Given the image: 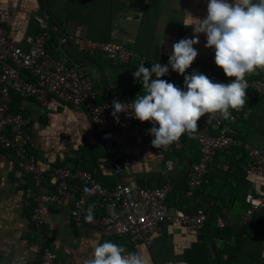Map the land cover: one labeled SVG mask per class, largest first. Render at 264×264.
Instances as JSON below:
<instances>
[{"label":"crops","instance_id":"0c3cea01","mask_svg":"<svg viewBox=\"0 0 264 264\" xmlns=\"http://www.w3.org/2000/svg\"><path fill=\"white\" fill-rule=\"evenodd\" d=\"M208 3L209 0H0V26L24 51L33 47L38 33L45 31L46 47L55 56L64 55L78 64L92 81L98 101L116 93L121 99L131 95L134 101L142 92V83L133 76L137 68L142 63L149 70L156 62L168 64L173 44L193 38V28L188 25L195 27L194 19L206 18ZM69 36L122 45L130 51V59L124 65L99 54L86 60L67 40ZM205 44L206 35L200 34L199 43L194 45L198 56L187 70L204 75L214 70L224 76L214 63V50ZM247 77L264 80V71ZM15 98L13 107L27 120V147L37 158L39 169L56 163L71 168L67 159L81 155L83 148L85 156L97 155L96 179L106 186L113 188L119 182L132 189L168 185L165 204L171 212L202 208L211 221L197 230L168 221L146 246L131 243L126 237L103 236L94 228L73 223L67 207L46 205L43 235H39L32 230L33 214L27 215L32 200L37 203L35 185L12 153L0 150V264H36L44 247L62 264H85L93 257L97 244L105 241L142 254L148 264H264V207L252 215L251 223L244 228L218 230L212 223L219 215L237 222L247 207V194L264 199V181L244 172L248 163L244 148L218 151L206 170V183L190 189L187 172L199 158L196 138L182 136L178 144L156 149L152 146L154 137L149 135L154 125L142 124L133 115H118L119 122L113 116L104 117L94 127L81 108L61 105L53 99L41 107L32 99ZM103 132H110L112 139L100 141L98 135ZM235 134L252 148H264V98L246 118L232 125V135ZM112 152L120 155L122 169L118 173L109 161Z\"/></svg>","mask_w":264,"mask_h":264},{"label":"built area","instance_id":"2783aa9c","mask_svg":"<svg viewBox=\"0 0 264 264\" xmlns=\"http://www.w3.org/2000/svg\"><path fill=\"white\" fill-rule=\"evenodd\" d=\"M53 31L57 32L56 27ZM67 40L73 43L77 54L86 58L99 54L106 60H116L124 65L131 56L130 51L116 43L94 42L72 36L67 37ZM46 41L47 34L41 31L34 39L33 47L24 51L12 42L9 31L0 26V150L10 151L23 173L29 175L35 185L37 204L32 215V230L43 235L46 205L67 207L73 223L94 228L103 236L126 237L131 243L146 246L152 243L153 235L168 221L190 230L208 224L210 217L202 208L191 211L173 209L171 212L165 204L170 189L168 185L132 189L119 182L110 188L83 170L64 165L49 166L43 170L37 167V158L27 151V120L21 113L9 110L13 95L32 99L41 107H46L49 100L53 99L61 105L81 108L94 127H98L104 117L112 116L113 101L129 105L126 113L118 115H132L130 104L133 102L131 95L124 99L112 96L102 103L98 102L99 95L90 78L73 59L61 54L51 56L46 50ZM22 72L27 74L23 75ZM191 74V71L186 70L185 75ZM205 75L214 83L231 82L214 70H209ZM164 79L184 88V77L170 68ZM246 79L247 102L254 95H264V80ZM232 116L233 119L224 120L217 114L211 119L205 116L198 121L196 142L199 158L187 172L190 189L200 188L206 183L205 173L216 153L231 147L245 149L248 158L243 168L245 174L264 181V148H252L241 138L232 135V125L246 118L247 113L233 112ZM98 137L104 142L112 139V134L103 132ZM119 160L118 152L110 154L109 161L115 173L122 169ZM85 187L91 190L90 193L84 192ZM245 202L247 207L237 222L219 215L212 221L215 228L223 230L248 226L252 215L264 207V199L247 194ZM89 205H94V219L90 223L85 220ZM36 264L62 263L48 247H44Z\"/></svg>","mask_w":264,"mask_h":264},{"label":"clouds","instance_id":"9594fccd","mask_svg":"<svg viewBox=\"0 0 264 264\" xmlns=\"http://www.w3.org/2000/svg\"><path fill=\"white\" fill-rule=\"evenodd\" d=\"M206 18L194 19L193 38L173 44L168 64L153 63L151 69L142 63L133 74L142 83V94L130 104L133 117L154 125L149 135L154 137L156 149L178 144L182 136L195 139L198 121L215 115L224 120L233 119L247 103V75L264 71V0H209ZM190 17V16H189ZM206 35V48L214 50V63L230 83H214L206 75L187 69L198 56L194 45L199 35ZM169 68L184 77L181 89L160 79ZM155 79H151L152 77ZM151 80V82H150ZM129 105L113 101L112 116L119 122V113H126ZM90 189L84 188L85 193ZM86 222L94 219V205L86 210ZM85 264H148L140 253L128 252L117 243H98L93 257Z\"/></svg>","mask_w":264,"mask_h":264},{"label":"trees","instance_id":"16d2710c","mask_svg":"<svg viewBox=\"0 0 264 264\" xmlns=\"http://www.w3.org/2000/svg\"><path fill=\"white\" fill-rule=\"evenodd\" d=\"M46 50H47V52L51 55V56H55V54L53 53V52H51L47 47H46ZM68 54H70V52H68ZM73 58H74V56H72ZM89 58H91V57H87L86 58V60H89ZM26 73V72H25ZM27 74V73H26ZM221 76H223V75H221ZM225 77V76H224ZM248 78V77H247ZM160 79H164V77L163 78H160ZM248 79H255V78H248ZM165 80V79H164ZM117 94V93H116ZM116 94H114V95H111L109 98H106V99H104V100H99L100 101V103H102V102H104V101H106V100H108V99H110L112 96H116L117 98H120V97H118ZM14 96V98L16 99V101L18 100H20L21 99V97H19L18 95H13ZM13 96H12V100H13ZM264 98V95H254L251 99H250V101L249 102H247L246 103V105H245V107H244V109L242 110V111H240V113H247V116H248V114H249V112H251V110L252 109H255V108H257L259 105H260V103L262 102V99ZM121 99V98H120ZM98 101V102H99ZM10 112H13V113H18L19 111L15 108V107H13V104L11 103V105H10ZM243 119V118H242ZM234 137H236V138H241V136L239 135V134H235V135H233ZM197 143V142H196ZM197 147H198V145H197ZM240 149L241 150H243V148L242 147H240ZM85 150V149H84ZM84 150H83V148L81 149V155H79V156H76L75 158H70V159H67V161L66 162H68V164L67 165H69L72 169H79V170H83V171H86V172H88V173H90L91 175H93L95 178H99V173L97 172V164H96V160H97V155H90L89 157L88 156H85V152H84ZM27 151H28V153H31L30 151H29V148L27 147ZM198 151H199V149H198ZM244 151V150H243ZM10 152V151H9ZM11 153V152H10ZM87 162H89V163H91V164H89V163H87ZM59 165H61V163H56V164H52V165H50V166H59ZM25 174V173H24ZM29 176V175H28ZM205 177H206V173H205ZM31 179V178H30ZM32 181V180H31ZM103 184V183H102ZM103 185H105V184H103ZM34 191H35V189H34ZM36 202L34 201V200H32V203H31V205L29 206V208H28V213H27V215H30V213H31V215L33 214V210H34V208H35V206H36ZM186 211V210H185ZM44 246H47V245H44Z\"/></svg>","mask_w":264,"mask_h":264},{"label":"water","instance_id":"95a60500","mask_svg":"<svg viewBox=\"0 0 264 264\" xmlns=\"http://www.w3.org/2000/svg\"><path fill=\"white\" fill-rule=\"evenodd\" d=\"M60 34H61V31H60ZM61 39H63V37L60 36Z\"/></svg>","mask_w":264,"mask_h":264}]
</instances>
